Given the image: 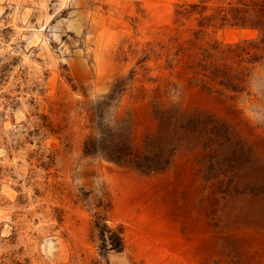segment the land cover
<instances>
[{"label":"rangeland","instance_id":"374dc122","mask_svg":"<svg viewBox=\"0 0 264 264\" xmlns=\"http://www.w3.org/2000/svg\"><path fill=\"white\" fill-rule=\"evenodd\" d=\"M0 264H264V0H0Z\"/></svg>","mask_w":264,"mask_h":264},{"label":"bare ground","instance_id":"6f19581e","mask_svg":"<svg viewBox=\"0 0 264 264\" xmlns=\"http://www.w3.org/2000/svg\"><path fill=\"white\" fill-rule=\"evenodd\" d=\"M109 171H111L113 173V177L119 182V185L121 186V189H122L123 198L125 199V201L130 198L132 190L134 193H136L137 190L135 189V191H134V189H132V188H134L136 186L140 187L142 184L145 183V181H147L145 178H140L133 170L128 169V168H120V167L117 168L115 166H111V167H109ZM164 226H160L161 231L164 230ZM163 234L164 233L161 232L160 237H162ZM164 236H165V234H164ZM163 240H165V241L167 240L165 247L170 249V250L172 247H173V249H175V248L178 249V247H183V246H180V245H182V239L176 233H175V235H173V238L170 237V239L165 238ZM155 243H158V242H155Z\"/></svg>","mask_w":264,"mask_h":264},{"label":"trees","instance_id":"16d2710c","mask_svg":"<svg viewBox=\"0 0 264 264\" xmlns=\"http://www.w3.org/2000/svg\"><path fill=\"white\" fill-rule=\"evenodd\" d=\"M180 15H186L185 12H179ZM223 21H225V18H223ZM231 21L233 25H238V26H250V27H258L259 29H261L262 25H261V18L259 15L254 16L253 18H250L247 14H246V10L243 9H233V13H232V17H231ZM204 53H207V55L205 56L204 59L207 60V58H210V53L208 52V50H204ZM208 70L212 71L214 70L213 66L209 64V66H205ZM214 73V72H213ZM100 243L102 246H106L107 244H110L111 247L115 250H120L122 249V240L119 237V234L111 232V231H105L102 230L99 232L98 234Z\"/></svg>","mask_w":264,"mask_h":264}]
</instances>
